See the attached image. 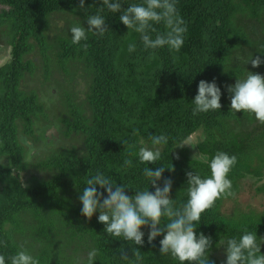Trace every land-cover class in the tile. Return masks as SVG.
Returning a JSON list of instances; mask_svg holds the SVG:
<instances>
[{
  "label": "trees",
  "instance_id": "1",
  "mask_svg": "<svg viewBox=\"0 0 264 264\" xmlns=\"http://www.w3.org/2000/svg\"><path fill=\"white\" fill-rule=\"evenodd\" d=\"M79 4L0 0V41L9 47L0 65V253L25 249L39 264H87L95 249V264H125L122 252L131 257L139 248L144 264H178L160 255L162 237L149 244L144 229L143 246L117 240L96 216L81 215L79 200L97 170L127 185L129 195L154 191L143 176L146 165L138 161L139 142L165 134L169 143L161 160L148 166L173 167L159 183L173 181L178 207L188 198L186 173L210 175L204 157L220 151L237 157L229 176L233 195L217 200L197 225V233L213 241L210 259L224 264L221 238H238L245 230L264 237V123L231 110L227 91L247 71L264 75V64L253 68L235 60L245 53L264 59V0H178L188 26L179 52L145 50L140 35L107 9L101 14L109 30L103 36L90 32L74 45L71 27L87 28V16L102 7L101 0H85L84 9ZM50 14L75 17L65 33L49 36L55 23L42 19ZM156 29L167 31L163 24ZM131 42L134 53L127 50ZM213 79L221 87L222 109L194 116L199 82ZM80 83L78 99L74 87ZM52 90L62 116L52 113ZM194 147L204 157L192 153ZM256 155L262 156L260 170L247 164Z\"/></svg>",
  "mask_w": 264,
  "mask_h": 264
},
{
  "label": "clouds",
  "instance_id": "2",
  "mask_svg": "<svg viewBox=\"0 0 264 264\" xmlns=\"http://www.w3.org/2000/svg\"><path fill=\"white\" fill-rule=\"evenodd\" d=\"M125 3L128 4L126 8L122 7ZM101 4L99 12L87 16V28L80 25L71 27L72 44L87 41L90 32L103 36L109 28L106 17L101 13L107 9L113 15L119 13L120 22L140 35L145 50L166 47L179 52L184 46L188 26L178 11V0H101ZM79 7L85 8V0H80ZM160 24L166 27V32H157L156 26ZM153 33H156L155 38ZM136 48V43L131 42L127 50L134 53ZM236 60L245 65L251 62L253 68L264 64V59L259 56L253 59L252 55L241 54ZM227 91L230 93L231 110L252 114L257 121L264 123V75L247 71L246 77L227 86ZM221 98V87L215 79L210 82L201 80L192 99V114L221 110ZM168 143L169 137L165 134H152L149 141L141 139L139 142L138 161L146 165L143 176L154 191L147 187L129 195L127 185L117 184L110 176L97 170L86 180L79 196L81 215L88 220L96 216L97 221L104 225V232L138 246L145 244L144 229H147V243L152 244L157 237H162L159 240L160 255L170 256L178 264H214L209 257L213 241L203 233L198 234L197 225L201 224L202 214L217 200L233 195L229 176L237 157L222 151L211 159L204 157L203 162L207 163L210 175L202 177L194 170L187 172L188 198L178 207L171 196L173 181L163 179L162 186L159 183L165 170L173 167L159 166L153 170L148 166L161 160ZM184 145L192 144L181 143L178 146ZM198 153L197 156L201 157ZM125 164L131 165V161L126 160ZM164 220L167 222L162 224ZM217 246L224 248V264H264V252L261 251L264 237H259L257 232L245 230L238 238H221ZM96 256L95 249L90 251L87 264H95ZM121 259L125 264H144L139 248L131 257L122 252ZM0 264H39V261L28 250L20 249L13 255L0 253Z\"/></svg>",
  "mask_w": 264,
  "mask_h": 264
},
{
  "label": "rangeland",
  "instance_id": "3",
  "mask_svg": "<svg viewBox=\"0 0 264 264\" xmlns=\"http://www.w3.org/2000/svg\"><path fill=\"white\" fill-rule=\"evenodd\" d=\"M74 17L75 16H71L69 14H67V15L64 14L62 16H58V14H50L46 18L43 17L42 21L44 20L43 22H46V24H48V25L50 23H52V22L55 23L54 25L51 26V28H52L51 29V34L49 35V36H53L54 34L65 33L67 31V27L66 26L69 25L71 27V24H72V21H73ZM78 20H80V19L77 18V21ZM248 31L251 32L250 29H248ZM2 41H3V39H2ZM2 41H0V65H2L5 62V60H8V58H9V47H7V44L4 43V42H2ZM31 54H33V53H31ZM33 55H35V54H33ZM244 55H248V54L245 53ZM35 57L38 58V56H35ZM28 58H29V56H26V59H28ZM38 63L39 62H37V64ZM246 66H252L251 65V62H249L248 64H246ZM39 84L40 83H38V80L35 79V83H34L35 87L38 88L39 87ZM80 90H82L81 83L77 87H74V92L76 93V96H77L78 99L79 98H83V94H82V92ZM51 92H52V97H53L52 98L53 99V109L55 110V111H52V113H56V114L62 116L64 114V112H63V106L55 98V94H57V91L56 90H52ZM48 94L50 95V93H48ZM23 141L25 143H27L26 140H23ZM190 147L191 146H189L188 148H190ZM192 151L193 152L195 151V147L192 149ZM190 152H191V148H190ZM198 154L201 157H204L203 154H201V153H198ZM260 154L262 155L263 152H261ZM260 157H262V156L256 155V156L252 157L253 159H251L250 161H249V158H248L247 159V164L249 166L253 167V168H256V169L260 170V164H263V161L260 160ZM243 167H245V165H243ZM239 172L241 173L243 171L240 170V171H238V173ZM229 213H230V211H229Z\"/></svg>",
  "mask_w": 264,
  "mask_h": 264
}]
</instances>
